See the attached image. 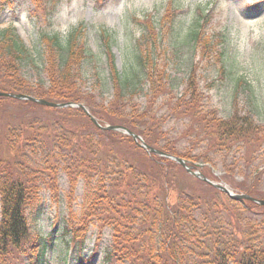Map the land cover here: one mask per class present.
Here are the masks:
<instances>
[{
    "label": "trees",
    "instance_id": "trees-1",
    "mask_svg": "<svg viewBox=\"0 0 264 264\" xmlns=\"http://www.w3.org/2000/svg\"><path fill=\"white\" fill-rule=\"evenodd\" d=\"M17 1L0 0V24ZM30 2L34 15L49 17L63 0ZM211 7L188 29L181 18L171 16L180 9L177 3H171L158 25L148 19L122 70L107 44L108 77L79 41L78 31L66 40L43 32L37 59L15 29L4 28L0 92L83 105L102 127H125L211 181L220 180L214 172L222 171L237 194L264 201L259 167L244 173L241 182L235 180L243 160L249 169L264 152V124L257 118L261 104L253 94L244 111L235 103L224 118L208 106L200 85V71L217 50V41L205 31L216 11ZM167 34L170 40L162 49ZM185 47L198 59L189 62L177 95L167 58ZM28 70L35 72L36 84L27 78ZM219 70L225 72L223 66ZM141 92L143 98L137 99ZM170 119L185 124L175 139H170ZM184 139L191 144L187 151L178 147ZM63 179L62 237L81 253L97 231L95 248L82 264H90L100 248L104 264H264V206L233 199L178 163L148 154L132 137L98 128L81 108L53 109L9 98H0V264L46 263V242L55 233L46 238L41 221L47 195L59 199Z\"/></svg>",
    "mask_w": 264,
    "mask_h": 264
},
{
    "label": "rangeland",
    "instance_id": "rangeland-1",
    "mask_svg": "<svg viewBox=\"0 0 264 264\" xmlns=\"http://www.w3.org/2000/svg\"><path fill=\"white\" fill-rule=\"evenodd\" d=\"M171 3H177L180 9L172 11L171 16L181 18L188 29L199 13L211 11L215 5L216 11L212 22L205 31L209 37L217 41V50L212 57L211 64H206L201 72L200 85L205 93L208 106L219 109L224 118L230 117L236 103L239 111L249 105L253 97L259 103L258 119L264 124V0H63L58 9L49 17L33 14L30 0H18L14 12L5 11L1 17L0 30L11 27L16 30L25 47L34 56H39L43 50L40 35L43 32L59 35L66 40L72 33L78 31V39L87 49L88 54L95 57L96 67L104 71L108 77L106 64V46L113 49L118 59V66L122 70L129 65L132 51V41L138 36L144 25L151 19L155 25L161 21ZM176 8V6L174 5ZM180 10V11H179ZM210 16V14H209ZM169 34L165 36L162 49L169 42ZM222 54L221 61L217 58ZM163 55V50L161 52ZM218 55V56H217ZM169 70L174 77L175 94L183 91V83L187 79L188 65L191 60L197 61L190 47L180 49L176 55L173 51L168 54ZM225 68L221 72L219 68ZM27 78L36 84V74L28 70ZM250 87L251 92L247 90ZM109 89L108 98L113 99ZM144 93V92H143ZM143 93L136 95L143 98ZM167 111V108H164ZM61 117V116H60ZM167 126L174 129L170 139H175L185 129L183 122L170 119ZM189 140L179 143V150L191 148ZM234 154L229 163L234 162ZM241 157V156H239ZM258 160L248 169L244 160L238 165L235 180L241 182L244 173L259 167L264 171V152L258 153ZM204 167H200L203 169ZM219 178L215 183H222L236 193L224 180L222 171L214 172ZM67 184L61 181L62 194L55 200L47 195L46 211L41 221V228L46 238L55 233L53 240L46 242L45 264H82L81 259L89 257L95 248L97 231H93L90 239L81 253L62 237L59 223L64 205L67 204ZM264 189V184L262 186ZM74 208L80 205L79 199L72 201ZM103 249L92 255L90 264L103 263Z\"/></svg>",
    "mask_w": 264,
    "mask_h": 264
},
{
    "label": "water",
    "instance_id": "water-1",
    "mask_svg": "<svg viewBox=\"0 0 264 264\" xmlns=\"http://www.w3.org/2000/svg\"><path fill=\"white\" fill-rule=\"evenodd\" d=\"M0 98H9V99H15L19 101H29L35 104H38L40 106H45V107H49V108H53V109H66V108H76V109H80L83 110L85 112V114L87 115V117L92 121V123L97 126L100 129L103 130H108V131H116V132H121L122 134L128 135L130 137L133 138V141L142 149H144L145 151L148 152V154H157L159 156L168 158L172 161H174L175 163H178L180 166H182L185 170L186 173H188L189 175L200 179L202 181H204L205 183L215 187L216 189L222 191L223 193H225L226 195H228L229 197L233 198V199H237L239 201L242 200H249L252 201L260 206H264V201L263 200H257L254 199L252 197H249L247 195H241V194H237L234 193L233 191H231L230 188H228V186H226L225 184L222 183H215L212 182L211 180L207 179L201 172H199L198 170L196 171L194 166H190L185 160L181 159V158H177L174 156H168L165 155L163 153H161L160 151L154 150L153 148H151L150 146H148L147 144H145L144 140L138 136L133 134L131 131H129L127 128L122 127V126H106V127H102L98 121L91 116L90 112L88 111V109L80 104H71V103H67V104H59V103H54V102H49L46 100H42V99H36V98H32L23 94H9V93H4V92H0Z\"/></svg>",
    "mask_w": 264,
    "mask_h": 264
}]
</instances>
